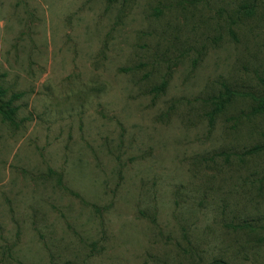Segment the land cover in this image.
<instances>
[{
	"label": "rangeland",
	"instance_id": "obj_1",
	"mask_svg": "<svg viewBox=\"0 0 264 264\" xmlns=\"http://www.w3.org/2000/svg\"><path fill=\"white\" fill-rule=\"evenodd\" d=\"M260 77L264 0H0V264H264Z\"/></svg>",
	"mask_w": 264,
	"mask_h": 264
},
{
	"label": "trees",
	"instance_id": "obj_2",
	"mask_svg": "<svg viewBox=\"0 0 264 264\" xmlns=\"http://www.w3.org/2000/svg\"><path fill=\"white\" fill-rule=\"evenodd\" d=\"M259 82L264 88V77H260ZM0 93H1V90H0ZM235 93H237V92L226 89V94H225L226 98L217 102L215 112L221 111L224 108L225 104L230 101L231 97ZM248 96L251 97L254 100V102L256 103L252 112L254 114L263 115L264 114V93H263V95H261L259 97L255 96L254 93L248 94ZM12 112H13L12 109L10 111H7L5 109V107L0 106V114H3L4 116L8 117V115ZM214 264H226V263L224 261H215Z\"/></svg>",
	"mask_w": 264,
	"mask_h": 264
}]
</instances>
